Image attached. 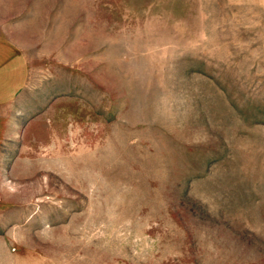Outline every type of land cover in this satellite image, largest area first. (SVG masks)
<instances>
[{"label":"rangeland","instance_id":"1","mask_svg":"<svg viewBox=\"0 0 264 264\" xmlns=\"http://www.w3.org/2000/svg\"><path fill=\"white\" fill-rule=\"evenodd\" d=\"M0 36V264H264V0H0Z\"/></svg>","mask_w":264,"mask_h":264},{"label":"crops","instance_id":"2","mask_svg":"<svg viewBox=\"0 0 264 264\" xmlns=\"http://www.w3.org/2000/svg\"><path fill=\"white\" fill-rule=\"evenodd\" d=\"M28 76V64L21 48L0 36V136L8 130L6 114L2 111L23 91Z\"/></svg>","mask_w":264,"mask_h":264}]
</instances>
